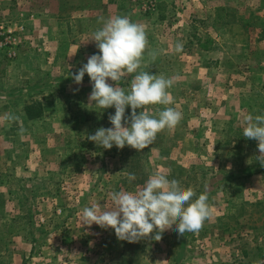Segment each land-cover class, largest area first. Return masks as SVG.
I'll list each match as a JSON object with an SVG mask.
<instances>
[{"label": "crops", "instance_id": "crops-1", "mask_svg": "<svg viewBox=\"0 0 264 264\" xmlns=\"http://www.w3.org/2000/svg\"><path fill=\"white\" fill-rule=\"evenodd\" d=\"M132 1L136 0H0V20L3 14L27 17V35L19 58L6 67H2L0 61V83L14 82L11 85L14 88L1 91L0 98L4 96L8 102L36 103L42 107L39 115L33 114L37 116L31 119L33 121L26 112L29 138L41 137L48 142L45 136L55 133V125L71 130L83 123L97 127L104 119V110L88 105L92 91L90 77L85 74L82 84L77 85L71 74L98 53L96 43L91 40L109 17L127 16L142 24L148 47L138 71L173 78L174 84L168 89L170 104L173 107L180 102L189 104L186 111L183 109L179 126L171 130L174 140L171 148L202 155L197 160L172 165L202 166L203 171L234 175L229 177L230 184L228 180L219 181L220 188L214 191L210 205L212 219L198 232H189L190 238L182 239L188 254L184 260L177 261L167 252L172 243L168 238L143 239L129 246L145 247L140 264H261L264 262V166L257 161L258 142L245 138L243 128L246 116L264 115V0H175L187 12L186 26L172 18L170 0H154L157 9L149 15L140 14ZM177 44L182 45L179 52ZM149 51L157 52L155 61L147 55ZM184 73L183 81L187 82L176 81ZM134 75L119 82L126 91ZM109 83L115 86L110 79ZM184 84L186 94L178 91ZM77 88L79 91L74 93L73 89ZM61 94L66 96L64 103L70 104L66 112L52 105L63 101ZM107 112L109 117L115 113V108H108ZM125 115L126 118L131 115L130 106ZM161 134L163 131L157 135ZM174 134H178L177 140ZM49 148V153L60 157L57 147ZM151 148L162 151L157 144ZM45 158L42 169L23 168L36 182L21 183L17 189L5 193L2 188L7 181L0 180V191H3L0 264H47L41 253L45 256V248L55 239L67 243L69 236L77 247L74 264H117L113 239L102 242L104 248L100 251V243L93 236L99 232L98 225L89 227L82 222V209L88 204L77 202L80 194L85 196V188L83 193L54 190L51 183L57 176L74 172L68 167L59 175L49 166L56 160ZM116 163V160L110 162L114 166ZM115 179L117 176L108 171L95 175L93 183L101 180L100 184H105L108 190L112 185L113 192L120 191L123 185L128 186L127 176H123V180ZM97 190L98 196L105 197V201L99 203L102 208L110 205L111 191ZM71 200L77 217L65 236V226L56 220L52 223V216H56L59 207L71 214L66 208ZM107 232V236L115 233L111 228ZM198 233L204 248H199L195 241ZM127 245L124 241V246ZM128 257L121 256L125 262L132 258Z\"/></svg>", "mask_w": 264, "mask_h": 264}, {"label": "rangeland", "instance_id": "rangeland-1", "mask_svg": "<svg viewBox=\"0 0 264 264\" xmlns=\"http://www.w3.org/2000/svg\"><path fill=\"white\" fill-rule=\"evenodd\" d=\"M175 2V0H170L169 3V5H171L170 10L173 12L172 14H174L172 15V18L175 21H179L180 23L182 22L184 24L183 26H186L185 20L188 19L187 12H184L182 8L183 5L181 3L176 2V4ZM133 4L136 5L140 14L149 15L152 11L155 12L157 9V2L154 0H136L135 2L132 1V5ZM2 25L5 26V30L7 32L0 42H4V45L7 43L9 45L6 46L7 48H0V61H2V67H6L8 64L13 65V63L20 56L22 43L27 35V17L24 14H20L18 17H11V15L3 14L0 20V26ZM185 74L186 73L181 75L180 79H177L176 81H180L181 83L187 82L186 80L183 81ZM13 84L14 82L10 83V80L6 84L0 83V92L5 89L14 88L11 86ZM183 87H185L184 91H182ZM178 91L186 94V84L181 85V87L178 88ZM39 93H41V91ZM61 96L63 101L52 105L57 109H61L66 112L70 107V104L64 103L67 102L65 95L61 94ZM3 97L4 96L0 98V180L4 182L7 181L8 185L5 184L6 187L2 188L4 189L5 193H7L9 190L13 191L14 189H17L21 183L27 184L30 182H36V179H34V177L30 175L29 172H25L23 168H28L29 170L31 168L34 170L42 169L45 164V157H47L49 160H56L54 164L49 165H52L50 169L53 167L52 171H55V173L61 175L63 174V170H68V167L74 172L71 173V171H67L66 174H63L60 177L57 176V178L52 181L51 187L54 188V190L64 189V191H78L82 193L83 188H85V196L80 194L81 199L78 202L76 199L75 200L80 204L81 202H84V204L87 202L88 206H91L94 203H102V200L105 198L102 195L98 196L100 192L97 189L107 191V186L105 184H100L101 180L99 182L97 181L96 183H93V181L95 180V175L101 176L103 173L107 174L108 171L112 175L117 176L115 181L123 180V176H127L126 184H128V186L123 185L119 190H125L129 192H135L138 187H143L149 175H151L153 172L159 171L160 173L166 175L169 180L175 179L179 181L183 188L193 189V191L196 193V196L193 197V200L196 199L201 193H207L209 205L213 203L212 198H214V196L212 195L214 191L217 188H220L221 182L219 181L221 179L224 181L228 180L227 183L230 184L231 182H229V177L234 175L233 173H230L229 175L225 176V174L221 172H209L206 170L203 171L202 166L194 168L187 167L188 164H186L187 166L185 167L172 165L173 162H176L180 165L182 162H187V160H197L198 158H201L202 155L199 152L191 153L185 150L173 151L171 147L172 143H174V140L172 138L171 131L167 129L163 130V134L157 135L155 141L140 152L131 148L130 146H125L123 149H118L115 146H113L111 149L98 147L94 142L89 141L87 136L94 134L95 131L100 127H112L107 117L108 109L107 111L104 109V119H102L100 125L97 127L95 126L92 128L87 126L88 124L85 125L83 123V125H78L75 130H71L64 127L62 128L60 125H55V133H48L47 136H45L48 138V142L43 140L41 137L33 138V136L29 138L26 136L28 126L30 124L27 122L26 117V106H28V104H22L18 102L13 103L10 101L8 102V98L4 97L3 99ZM36 105L37 106L34 108L35 113L32 114H38V112L42 109L39 104ZM188 105L189 104L185 102H180V104H177L174 107L173 104L168 106L175 108L177 111L181 112L183 116V109L186 111ZM164 107L165 106L163 105H149L148 109L150 115L156 116L157 111L162 110ZM200 108L202 109V107H199L198 109L202 111L203 109L201 110ZM140 111L141 109H138L137 113L139 114ZM8 114L14 115L17 117V119L14 121H9L7 119ZM30 121L33 120L30 119ZM185 121L187 123V120ZM177 126H179V123ZM177 126L175 128H177ZM21 129H23V132H21ZM175 137L178 139V134H174V138ZM187 138L188 135L186 134L184 138L185 143L188 142ZM156 144L162 147V151H153L152 148L150 149V146ZM49 147H57L59 149L60 157H58V154L55 155L49 153ZM64 148H69L70 150L67 152V150ZM71 148H73V150H71ZM75 156H78L80 159L77 160ZM111 160L117 161L115 166L110 164ZM102 165L105 166L102 167ZM235 169L236 167L233 168V170ZM130 173L135 174L136 177V179L131 182H129L128 178ZM187 177L189 180L186 179ZM2 189L0 191V200L3 198ZM111 190H113L112 185L108 191ZM94 191L95 195L91 196V194H94ZM104 204H106V202ZM107 206L111 207V204ZM66 208L72 212V215L68 212H65L62 207H59L56 211V216H52V223H54L56 220L57 222H62L63 226H65V236L69 234V229L71 230L72 226L75 224L74 222L72 223L73 219L76 220L77 217L75 211L73 210V200L66 204ZM212 217L213 216H211L210 219L205 220L204 223L210 221ZM98 228L99 232H96L97 235L94 233L93 236L96 237V240H98L100 243V251H102L104 248L102 242L110 238L113 239L112 244L115 245L116 249L115 263L137 264L139 262L138 264H140L145 247L139 245L130 247L129 242L127 246H124V241L118 240L115 233H110V236H107L109 232H107L106 229H102L99 226ZM189 235V232H186L184 236L179 235L175 230V225H173L171 229L166 230L162 235V238L164 237L168 238L167 240H172L171 245L166 250L167 252L170 251V255L175 257L177 261L184 260V256L187 254L183 248L184 240L182 241V239L186 240L187 238H190L191 236ZM199 235V233L196 235L195 241L199 248H204V242L199 239ZM55 240L56 241H53L52 244H50L49 248H45L46 257L43 253H41V256L45 258V262L47 264H74V255L77 249L75 240L72 241L70 236L66 238L67 243L65 244L61 242V239ZM127 255L131 256L132 258L125 262L123 258L127 259ZM58 256L60 260H57ZM121 256H123V258H121ZM121 260L122 262H120ZM261 264H264V262Z\"/></svg>", "mask_w": 264, "mask_h": 264}, {"label": "clouds", "instance_id": "clouds-1", "mask_svg": "<svg viewBox=\"0 0 264 264\" xmlns=\"http://www.w3.org/2000/svg\"><path fill=\"white\" fill-rule=\"evenodd\" d=\"M91 41L96 43L99 51L91 55L78 72L71 74L72 79L80 85L87 74L92 86L88 105L103 110L114 107L115 113L108 117L112 127H100L87 139L104 149L130 146L140 152L155 141L159 132L173 130L182 119L181 112L168 106L171 103L168 89L174 80L162 74L138 71L144 63L148 38L144 26L127 16L109 17L94 32ZM176 50L181 51L182 45L177 44ZM147 55L152 61L157 58L156 51H149ZM134 73L126 91L119 82ZM78 91V88L73 89L74 93ZM149 105L165 107L152 116ZM129 106L131 115L126 118ZM138 109H141L139 114ZM7 119L14 121L17 117L8 114ZM243 136L258 142L259 155L256 157L264 166V115L246 116ZM128 178L129 182L136 179L132 173ZM194 196L193 189H185L179 181L169 180L156 171L135 192L109 193L111 207L104 205L102 208L95 203L84 207L81 219L89 227L96 224L102 229H114L120 241L136 243L149 238L160 241L163 233L173 225L177 233L184 236L186 232H198L205 220L211 218L213 213L207 193H201L193 200Z\"/></svg>", "mask_w": 264, "mask_h": 264}, {"label": "built area", "instance_id": "built-area-1", "mask_svg": "<svg viewBox=\"0 0 264 264\" xmlns=\"http://www.w3.org/2000/svg\"><path fill=\"white\" fill-rule=\"evenodd\" d=\"M6 32L7 31L5 30V26L4 25L0 26V41H1V39L4 38V36L6 35ZM9 33H10V31H9ZM8 45H9L8 43L4 45V42H0V48H2V49L7 48L6 46H8Z\"/></svg>", "mask_w": 264, "mask_h": 264}, {"label": "trees", "instance_id": "trees-1", "mask_svg": "<svg viewBox=\"0 0 264 264\" xmlns=\"http://www.w3.org/2000/svg\"><path fill=\"white\" fill-rule=\"evenodd\" d=\"M36 106H37L36 104H31V105L26 106V111L29 113L28 115H29L30 119H34V120L37 119V116L34 117L33 114H32V113H35V109L34 108ZM36 115H39V114H36Z\"/></svg>", "mask_w": 264, "mask_h": 264}]
</instances>
